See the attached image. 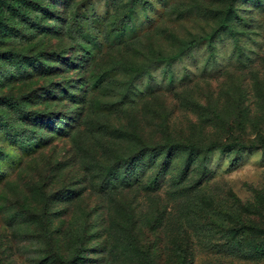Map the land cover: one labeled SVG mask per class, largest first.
Instances as JSON below:
<instances>
[{
	"label": "rangeland",
	"instance_id": "1",
	"mask_svg": "<svg viewBox=\"0 0 264 264\" xmlns=\"http://www.w3.org/2000/svg\"><path fill=\"white\" fill-rule=\"evenodd\" d=\"M232 142L264 145V0H0V264H264ZM169 143L200 152L136 158Z\"/></svg>",
	"mask_w": 264,
	"mask_h": 264
},
{
	"label": "trees",
	"instance_id": "2",
	"mask_svg": "<svg viewBox=\"0 0 264 264\" xmlns=\"http://www.w3.org/2000/svg\"><path fill=\"white\" fill-rule=\"evenodd\" d=\"M232 11V6L229 5L227 8V11H225L224 16L220 20V25L219 27L215 28L211 34L208 35V38L205 37L206 39H212L214 35L218 34V31L221 29V27L226 28V29H231L228 21L230 19V12ZM205 38H200L199 40H204ZM196 43V40H191L188 42L187 45H194ZM169 60H172L173 58H168ZM122 69L125 72L132 73L134 71H137L138 74H141L143 70L145 69L143 66H139L136 68H131L129 66H121ZM224 147L227 148H236L237 150L245 151V150H257L260 149L261 147H264V145H245L241 142H232L229 144H225ZM175 151H184L187 152L189 155L190 154H199V150L196 146L190 145V144H185V143H169V144H164L161 146H143L140 148L139 152L136 154V158L141 159L144 155L152 154V155H157V154H163L165 157L163 158V162L159 165L160 166V171H163L166 167L169 166L171 160L170 158V153H173ZM240 224V225H239ZM227 233L229 236L232 238L236 236H240L242 234L245 235H252V238H257L260 239L261 241L256 245H246L240 243V241H236L234 243H228L229 247L231 248V253H238L240 251L243 252H250V253H256L257 255H260L264 253V229L256 227L252 224H245V223H240L238 222L237 225L234 226H228L226 229ZM132 241V247L134 249V253L139 255L143 258L144 264H153V260L149 254V249L143 250L141 246L136 243V241L131 237ZM73 259H70L69 261L71 262ZM183 260H180V264H183Z\"/></svg>",
	"mask_w": 264,
	"mask_h": 264
}]
</instances>
